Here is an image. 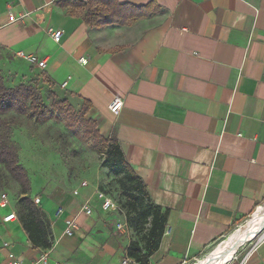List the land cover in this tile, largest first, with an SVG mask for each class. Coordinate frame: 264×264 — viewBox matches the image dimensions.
<instances>
[{"label":"crops","instance_id":"obj_1","mask_svg":"<svg viewBox=\"0 0 264 264\" xmlns=\"http://www.w3.org/2000/svg\"><path fill=\"white\" fill-rule=\"evenodd\" d=\"M88 1L0 0L2 75L8 86L37 82L70 106L86 101L99 134L116 141L150 202L167 213L148 264L198 261L264 202V0L80 5ZM113 4L131 17L125 24H86L88 9L107 15ZM49 29L61 33L59 42ZM19 52L45 67L20 59ZM116 99L122 101L117 115L109 111ZM96 188L79 185L73 195L31 186L28 195L40 199L50 222L49 249L32 246L17 219L2 222L11 206L0 209V264H8L3 242L21 264H40L42 250L48 264L130 258V244H142L116 229L123 222L101 209ZM85 201L89 216L81 210ZM67 221L76 225L70 235ZM244 264H264V239Z\"/></svg>","mask_w":264,"mask_h":264},{"label":"rangeland","instance_id":"obj_2","mask_svg":"<svg viewBox=\"0 0 264 264\" xmlns=\"http://www.w3.org/2000/svg\"><path fill=\"white\" fill-rule=\"evenodd\" d=\"M39 90L47 107L51 108L52 104L60 101L57 96H52L49 90ZM54 109L55 117L45 123L17 117L16 125L11 128L10 144L18 152L19 163L27 169L33 191L41 193L44 190H60L72 193L82 181L97 186L111 199L115 207L112 211L125 223L126 230L135 240L142 243V235L148 225L140 226L135 223V214L126 207L117 177L104 167L105 157L102 142L96 134L99 132V126L95 117L88 111L74 106L70 109L65 106ZM2 192L9 195L11 209L17 212L20 209L19 201L24 194L0 163V193ZM93 201H96V198H93ZM263 214L264 202L253 215L237 224L198 261L189 264H211L234 235L247 229L255 218ZM262 231L264 228L255 236ZM255 236L238 242L231 258L224 264H239L251 245L256 242Z\"/></svg>","mask_w":264,"mask_h":264},{"label":"trees","instance_id":"obj_3","mask_svg":"<svg viewBox=\"0 0 264 264\" xmlns=\"http://www.w3.org/2000/svg\"><path fill=\"white\" fill-rule=\"evenodd\" d=\"M92 1L94 0H89L84 5L80 3V5L90 8ZM108 1L113 3L111 0ZM113 5L114 11L110 14L106 13L107 15L88 9L85 16L86 24L92 25L98 22L125 24V21L131 17L125 15L123 7ZM86 104L85 101L82 107L83 111L89 109ZM64 106L67 109L71 108L65 100L52 104L51 108L47 107L43 102L37 82L8 86L0 68V163L18 184L21 193L25 195L19 201L20 209L17 212L14 210L15 215L31 245L39 249H49L53 243L50 222L42 209L35 205L28 195L31 191L28 172L19 163L18 152L10 144L9 137L11 128L16 125L17 117H25L34 119L38 123H45L55 117L54 108H63ZM96 134L103 146L104 167L117 177V183L125 198L126 207L135 214V223L140 226L148 225L142 235V245L139 246L135 241L130 244L129 257L139 264H148L149 257L158 248L163 235L167 213H161L158 207L150 202L142 180L126 162L116 141L104 138L99 132ZM101 192L106 195L105 192Z\"/></svg>","mask_w":264,"mask_h":264},{"label":"built area","instance_id":"obj_4","mask_svg":"<svg viewBox=\"0 0 264 264\" xmlns=\"http://www.w3.org/2000/svg\"><path fill=\"white\" fill-rule=\"evenodd\" d=\"M48 32H49V35L51 36V38L53 39L54 42H59V40L61 38V33L60 32H56L53 29H49ZM16 56L19 57L20 59H23L24 61H26L27 63H29L31 65H36L39 68H44L45 67V62L38 60L35 55H31V54L27 55V54H24L22 52H19V53L16 54ZM79 62L81 64H85L86 63V61L83 58L79 59ZM121 107H122V101L116 99L109 105V111L111 113L117 115L119 113ZM87 186H88V183L86 181H82L80 183V187H82V188H85ZM72 193H73V195H77L78 194L77 191H73ZM95 194H96L97 199L101 201V209L104 212H109V211L115 210V207H114L111 199L107 195H104L98 188L95 189ZM33 202H34L35 205H38L40 203V199L38 197H35ZM9 207H10L9 195L6 192L0 193V209H7ZM81 210L86 215H88V216L91 215L92 208L90 207L89 201H85L82 204ZM62 212H63L62 207H59L57 209L56 214L60 215ZM16 219L17 218H16L14 210H7V213L1 218L3 223L13 222ZM65 223H66L65 232H66V234L70 235L72 233L71 230L73 228H75L76 225L74 224L73 221H67ZM116 229L118 231H125L126 230V225L124 223H117L116 224ZM255 237H257L256 242H254L251 245L250 249L246 252V254L242 258V260L239 262V264H244L245 260L252 253V251L256 248L258 243L264 239V231H262L261 233L257 234ZM248 242H250V241H248ZM1 248L7 251L6 252L7 253L6 254V261L8 262V264H21V261L18 258H16L13 253H11L9 251V248H10V244L9 243L3 242L2 245H1ZM48 258H49L48 251L47 250H42L40 255H39V258H38V263H40V264H48ZM128 263L139 264V263L135 262L131 258H125L122 261V264H128Z\"/></svg>","mask_w":264,"mask_h":264},{"label":"bare ground","instance_id":"obj_5","mask_svg":"<svg viewBox=\"0 0 264 264\" xmlns=\"http://www.w3.org/2000/svg\"><path fill=\"white\" fill-rule=\"evenodd\" d=\"M264 227V214L254 219L251 225L247 229L240 230L228 245L223 248L214 261L211 264H224L232 256V252L235 250L238 242L241 240L249 239L255 236L256 233L260 232Z\"/></svg>","mask_w":264,"mask_h":264}]
</instances>
